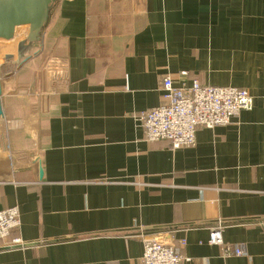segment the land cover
Masks as SVG:
<instances>
[{
	"label": "crops",
	"instance_id": "obj_1",
	"mask_svg": "<svg viewBox=\"0 0 264 264\" xmlns=\"http://www.w3.org/2000/svg\"><path fill=\"white\" fill-rule=\"evenodd\" d=\"M28 32L0 39V65ZM167 76L252 107L193 147L149 142ZM0 82V211L21 218L0 264H142L146 236L191 264H264V0H60L40 54Z\"/></svg>",
	"mask_w": 264,
	"mask_h": 264
},
{
	"label": "built area",
	"instance_id": "obj_2",
	"mask_svg": "<svg viewBox=\"0 0 264 264\" xmlns=\"http://www.w3.org/2000/svg\"><path fill=\"white\" fill-rule=\"evenodd\" d=\"M163 103L143 117L149 142L169 141L173 149L193 147L199 127L214 129L229 125L241 111L251 109L252 98L247 90L235 87L202 85L193 81L191 87H179L167 76L162 82ZM21 225L18 207L0 211V240L7 239ZM223 224L210 234L211 245H224ZM142 264H191L192 259L183 256L176 245L157 237H143ZM182 246L186 245L183 240ZM20 239H13L10 248L22 246ZM228 256H243L241 249L229 250Z\"/></svg>",
	"mask_w": 264,
	"mask_h": 264
},
{
	"label": "water",
	"instance_id": "obj_3",
	"mask_svg": "<svg viewBox=\"0 0 264 264\" xmlns=\"http://www.w3.org/2000/svg\"><path fill=\"white\" fill-rule=\"evenodd\" d=\"M59 5L60 0H0V39L13 41L18 28H29L27 37L18 44L17 57L8 54L5 62L0 65V80L15 74L27 61L40 54L45 31L58 19ZM37 64L41 92L42 68L38 60ZM2 115L0 100V116Z\"/></svg>",
	"mask_w": 264,
	"mask_h": 264
}]
</instances>
